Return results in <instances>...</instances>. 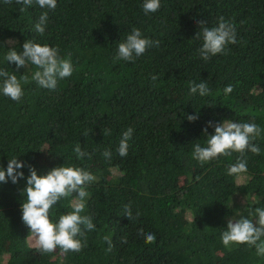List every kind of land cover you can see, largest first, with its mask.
<instances>
[{
	"label": "trees",
	"instance_id": "1",
	"mask_svg": "<svg viewBox=\"0 0 264 264\" xmlns=\"http://www.w3.org/2000/svg\"><path fill=\"white\" fill-rule=\"evenodd\" d=\"M160 3L148 14L143 0H57L54 10L34 3L20 12V5L0 0V69L30 78L34 65L17 70L4 60L9 47L22 51L29 39L58 47L74 67L55 90L30 81L19 102L0 94V167L16 156L25 162L17 170L25 177L27 165L43 175L63 164L96 177L82 213L92 217L95 230L87 232L80 252L67 254H41L33 247L21 219L26 180L0 183V264H264L254 248L221 242L229 219L264 207V131L254 141L260 154L245 153L248 171L240 176L227 174L238 153L203 164L192 158L195 143L205 146L202 129L209 121H252L264 130V0ZM43 11L48 20L41 36L34 25ZM220 16L234 23L238 43L228 46L227 55L204 61L197 51L202 42L193 39L197 21L211 27ZM133 27L159 46L134 62L114 61ZM201 80L209 95H190L189 83ZM229 84L233 91L225 95ZM194 114L198 119L189 122L186 116ZM128 127V154L120 157L116 149ZM213 132L207 128L208 135ZM76 143L90 158H76ZM71 199L53 207L54 220L71 211ZM140 229L154 233L155 242L145 243ZM104 236L112 241L110 252Z\"/></svg>",
	"mask_w": 264,
	"mask_h": 264
},
{
	"label": "clouds",
	"instance_id": "2",
	"mask_svg": "<svg viewBox=\"0 0 264 264\" xmlns=\"http://www.w3.org/2000/svg\"><path fill=\"white\" fill-rule=\"evenodd\" d=\"M6 5L15 3L20 5V12H24L27 7L34 3L41 9L54 10L57 7V0H3ZM161 7L160 0H143L142 8L145 14L155 13ZM48 20V12L43 11L39 15L38 21L34 25L36 33L41 36L45 33ZM199 31L193 39L200 40L198 55L208 61L211 57L227 55L230 51L229 45L238 43L236 38V27L231 20H226L220 16L215 26H206L205 21H197ZM5 43L12 45L13 40ZM159 46V41L144 37L140 29L133 27L126 38L117 46L114 61L134 62L136 58L142 56L148 48ZM4 60L15 64L16 69L27 68L29 64L34 65L36 70L28 75H21L19 78L15 72L0 69V94L19 102L24 96L23 85L35 82L40 88L55 90L58 80L68 78L74 71L70 56L65 58L60 55V50L56 46L40 44L32 39L25 40L22 51H17L15 47H9ZM153 80L157 77L152 76ZM233 85L229 84L224 89L225 95L232 93ZM198 93L201 97L207 96L210 89L205 80L199 83H189V94ZM186 119L193 122L198 119L197 115H188ZM212 127L214 132L208 135L207 128ZM262 130L255 122H236L224 119L221 122H207L202 132L206 137L205 146L197 142L193 145L192 158L206 163L220 156H230L238 153L235 163L227 168V174L240 176L247 173L246 152L259 155L260 147L254 141L261 136ZM105 135H110L111 130L105 129ZM133 128L128 127L121 134L116 152L120 157L128 154L129 143L132 138ZM76 158L83 159L90 154L81 148V144L76 143L73 148ZM106 159H111L112 153L109 150L103 152ZM25 162L17 159L16 156L8 159L6 168L0 167V183L16 184L19 179H25V187L21 190L23 202H21V219L28 227L34 241L33 247L41 254L53 253L60 249L62 253L80 252L86 246L87 232L94 231L95 225L90 215H82L86 208V200L89 197L87 187L96 180V177L82 167L68 165L56 166L47 171L46 174L38 175L37 170L27 165L29 175L24 176L18 169L24 168ZM123 175V173H121ZM72 197L70 201L71 211L59 215L53 219L50 215L53 207L62 199ZM124 216L132 219L131 208L124 206ZM138 235H142L145 243L151 244L156 240L155 234L144 233L138 230ZM108 244L106 251H111L113 244L109 236L103 237ZM221 242L225 247L231 245H247L255 249V255L264 257V207L249 209L248 216L241 215L238 219H229L226 230L221 233ZM122 243H127L122 238Z\"/></svg>",
	"mask_w": 264,
	"mask_h": 264
}]
</instances>
